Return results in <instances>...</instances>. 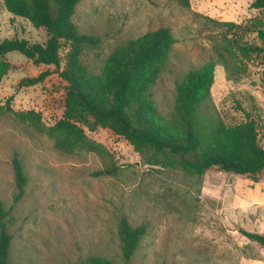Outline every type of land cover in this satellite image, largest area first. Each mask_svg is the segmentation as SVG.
I'll use <instances>...</instances> for the list:
<instances>
[{
    "label": "rangeland",
    "instance_id": "rangeland-1",
    "mask_svg": "<svg viewBox=\"0 0 264 264\" xmlns=\"http://www.w3.org/2000/svg\"><path fill=\"white\" fill-rule=\"evenodd\" d=\"M252 2L81 0L74 20L98 39L83 57L94 71L127 40L160 26L173 30L177 42L154 87L158 111L171 118L177 81L224 51L225 22L236 24L229 36L236 31L241 41L260 42L264 10ZM15 36L44 42L48 32L14 16L0 0V39ZM6 58L13 67L0 83V106L33 109L53 125L63 115L67 87L58 67L35 64L18 51ZM241 59L239 81L228 80L225 67L216 66L212 100L227 124L248 114L255 119L264 146V53ZM46 70L50 74L42 83L19 85L23 77ZM87 134L103 150L65 153L46 133L0 110V200L11 210L12 264H82L93 255L117 264H264V246L241 232L264 233V170L251 177L214 166L202 176L189 175L146 164L127 139L108 128L87 129ZM16 154L29 180L23 198L14 203ZM106 168L116 170L95 175ZM122 217L132 226L148 225L128 262L119 236Z\"/></svg>",
    "mask_w": 264,
    "mask_h": 264
},
{
    "label": "trees",
    "instance_id": "trees-1",
    "mask_svg": "<svg viewBox=\"0 0 264 264\" xmlns=\"http://www.w3.org/2000/svg\"><path fill=\"white\" fill-rule=\"evenodd\" d=\"M80 1L3 0L14 16L23 17L36 27H45L48 37L44 42L18 36L0 39V83L13 67L6 55L18 51L35 64L56 65L67 87L63 115L51 126L33 109L17 111L9 105L0 106V110L46 133L65 153L103 150V145L87 134V129L103 127L127 139L149 165L181 169L197 176L214 166L251 177L264 170V146L257 121L248 114L244 121L227 124L211 96L217 65L225 67L228 80L239 81L244 69L241 57L264 53V29H257L259 43L241 41L236 31L232 36L228 34L235 28V22H225L228 30L223 35L227 41L224 51L219 49L216 57L189 69L177 81L174 114L166 118L157 109L154 87L177 42L173 30L160 26L127 40L111 52L101 70L94 71L83 57L98 39L81 31L74 20ZM181 1L186 5L190 2ZM252 7L264 10V0H253ZM49 74L46 70L23 77L19 85L42 83ZM12 162L18 190L14 203H17L24 196L29 178L17 154ZM115 170L106 168L95 175ZM10 211L0 200V264H12ZM147 228L145 223L132 226L126 217L121 218L119 236L126 262L134 255ZM241 232L264 246V233L247 229ZM82 264L117 263L103 255H93Z\"/></svg>",
    "mask_w": 264,
    "mask_h": 264
}]
</instances>
